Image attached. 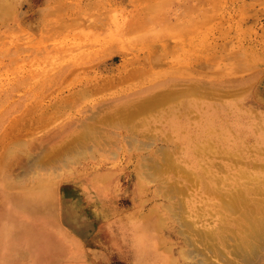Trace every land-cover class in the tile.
<instances>
[{
    "label": "rangeland",
    "instance_id": "1",
    "mask_svg": "<svg viewBox=\"0 0 264 264\" xmlns=\"http://www.w3.org/2000/svg\"><path fill=\"white\" fill-rule=\"evenodd\" d=\"M60 2L55 12L47 8L48 0H22L13 9L12 26L1 30L0 138L7 135L1 150L5 155L14 151L27 155L34 149L30 161L41 164L38 177L44 183L57 179L59 184H48L36 193L27 187L26 193L46 196V200L57 197L59 207L73 205L77 212L76 226L51 217L47 229L53 238L48 234V241H43L42 233L40 240L26 242L31 251L24 263L29 258L30 263L67 264L64 246L68 238H74L84 246L83 264H180L182 251L171 249L172 241H159L160 213L165 215L168 208L161 211L146 201L154 187L144 167L156 146L160 124L148 128L142 120L150 113L131 114L130 109L159 87L176 89L187 83L219 82L227 76L247 78L248 84L242 83L240 90L246 94L254 84L259 89L258 81L264 78V0ZM69 4L73 8L68 11ZM256 15L259 21L253 24L251 18ZM92 20L93 26L88 27L86 22ZM204 59L213 60L210 65L218 70L213 77ZM131 69L134 75L117 79ZM262 88L257 92L264 99ZM120 98L132 100L123 104ZM198 102L199 107L205 106L203 99ZM245 104L249 109L245 115L261 132L264 100ZM195 107L191 103L189 110ZM71 149L82 155L79 162L66 166L64 153ZM243 157L244 169L264 172L250 167L260 160ZM67 176L69 180L61 179ZM131 182L134 196L126 192ZM101 191L107 204L117 208L107 218L92 210L93 196ZM185 198L178 196V200ZM149 219L157 222L145 229ZM170 222L166 220L165 228Z\"/></svg>",
    "mask_w": 264,
    "mask_h": 264
},
{
    "label": "bare ground",
    "instance_id": "2",
    "mask_svg": "<svg viewBox=\"0 0 264 264\" xmlns=\"http://www.w3.org/2000/svg\"><path fill=\"white\" fill-rule=\"evenodd\" d=\"M235 1L230 0V4ZM21 2L22 0H0V39L3 36L1 30L12 26L10 18L13 9ZM48 2L51 3L47 6L50 11L60 10V0ZM65 8L69 11L73 4L66 5ZM256 17L257 15L251 18L253 24L259 21L258 17L253 21ZM26 22L23 24L27 25ZM88 22V27L93 26V20L92 23ZM121 57L124 62L126 57L123 54ZM209 62L210 60L204 59V64H208V75L213 77L218 70L212 68ZM134 73L135 70H128L117 79H127ZM246 79L239 76L231 79L227 76L219 82L187 83L176 89L159 87V90L136 102V107L130 109L131 114L140 111L150 113L142 120L148 128L160 124L158 138L154 141L156 146L150 151L151 158L149 157L144 167V173L154 187L152 196L146 201L156 205L149 207L148 213L152 207H159L161 211L168 208L165 215L160 213L162 235L159 241H172L171 249L178 254L182 251V255L178 257V260H182L180 264H264V172L243 168L247 165L243 160V156H246L261 161L253 162L251 168L264 171V127L260 126L261 132L256 131L244 113L249 110L245 101L256 104L258 100H264L257 92L263 89L264 78L261 77L258 81L259 89L254 84L247 94L246 91H240L243 90L242 83L248 84ZM222 81L217 89L216 84ZM199 98L205 101V106L199 107ZM131 100L132 98L118 99L123 104ZM191 103L196 104L195 111L189 110ZM4 135L0 138V150L6 138ZM33 151L31 149L27 155L17 151L5 155L4 150L0 151V264H5L7 260L16 261L17 264H45L42 260L30 263L29 258L24 263L28 251H31V246L26 242L40 240L38 235L42 233L45 239L43 241H48V234L53 238L47 229L51 217L52 220L62 217L61 222L65 225L76 226L77 212L73 205L61 206V209L57 205V197L46 200V196L29 193L41 192L48 184H59L57 179L48 178L50 183H44V179L38 177L40 171L37 168L42 167L41 164L30 161ZM247 153L252 156L245 155ZM64 154L66 158L63 162L66 166L79 162L78 158L82 155L72 149ZM223 158L230 161L223 162ZM61 179L69 180L70 177ZM105 179L102 177L101 181ZM27 187L29 194L26 193ZM91 187L94 188V185ZM131 188L132 182L130 190L126 192L134 196L135 190ZM181 194L185 195V201L178 200ZM97 195L100 196H93L92 210L95 214L107 218L117 211L116 207L107 204L102 191ZM158 197L163 200H157ZM69 198L73 199L74 196ZM167 201L171 203L168 204ZM168 219L171 222L165 228ZM155 221L157 222L156 219H149L145 229L154 226ZM56 238L55 236L54 239ZM73 239L68 238L66 246L62 245L66 248V263L83 264L81 259L84 260L85 257L84 246ZM22 249L25 250L23 256L22 253L19 254ZM134 249L139 252L138 248ZM131 256L133 257L132 254Z\"/></svg>",
    "mask_w": 264,
    "mask_h": 264
}]
</instances>
